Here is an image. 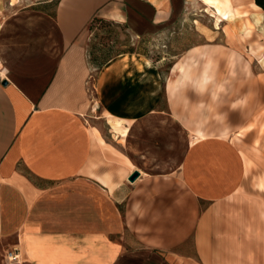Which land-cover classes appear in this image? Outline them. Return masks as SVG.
Returning <instances> with one entry per match:
<instances>
[{
    "label": "crops",
    "instance_id": "1",
    "mask_svg": "<svg viewBox=\"0 0 264 264\" xmlns=\"http://www.w3.org/2000/svg\"><path fill=\"white\" fill-rule=\"evenodd\" d=\"M233 1L220 0L214 29L191 14L204 41L226 33L216 28L221 22L239 25L240 16L264 25L254 0ZM189 2L56 0L50 9L37 4L0 16V264L13 245L21 264H264V194L243 183L249 159L237 142L242 132L252 137L247 130L197 128L179 160L161 156L169 144L155 156L141 151L137 137L145 122L164 135L167 127L157 123L173 119L166 97L175 85L161 67L123 52L89 80L94 17L135 37L154 36L184 20ZM7 3L0 0V13ZM204 44L174 65L179 81L207 58ZM235 57L227 63L233 69ZM255 61L264 74V50ZM209 80L208 69L194 78L200 87ZM260 85L256 100L264 103ZM97 107L114 141L93 125ZM238 115L237 122L245 118L243 105ZM134 170L140 174L131 182Z\"/></svg>",
    "mask_w": 264,
    "mask_h": 264
},
{
    "label": "rangeland",
    "instance_id": "2",
    "mask_svg": "<svg viewBox=\"0 0 264 264\" xmlns=\"http://www.w3.org/2000/svg\"><path fill=\"white\" fill-rule=\"evenodd\" d=\"M10 1L12 5L7 3L3 6L4 8L2 7L1 17L37 4L50 9L56 0ZM201 1L204 3V0ZM201 1L190 0L186 8L187 17L177 23L172 30L154 36L135 37L130 34L125 25L110 19L91 21L87 30V53L92 68L89 80H92L96 69L92 62L94 58L102 61L121 52H137L149 57L161 67L167 85L169 81L175 85L171 93L167 90L166 97L171 104L174 116L171 122L166 119L157 123L158 126L161 125V128L167 127L164 135L150 132L153 126L151 122L142 124L141 133L137 137V142H140L142 147L141 151H150L158 156L157 153L161 152L159 150L163 145L165 147L169 144L171 149L166 152L163 150L164 154L162 153L161 156L166 155L167 158L172 157L174 160H179L190 140L191 133L197 128L203 129L207 134H214L219 129L228 128L233 133L236 129L247 130L251 138H242L243 132L238 140L239 136L232 137L236 138L249 159L243 183L248 189L264 194V190L256 188L264 186L261 184V180H264V103L256 100V96L260 93V83L264 82V74H258L260 68L255 61V56H260L264 50V25H248L247 17L240 16L237 18L240 24L236 27L222 22L217 25L221 27L219 28L221 32L222 29H226V36L222 33L213 38L209 36L210 40L204 41L193 25L191 14H195V17L199 16L200 23L212 29L215 28V24L210 17L213 11L206 6L207 11L205 12ZM239 11L241 15L245 12L250 13L248 9L241 8ZM246 24L247 29H245ZM201 43L208 45L207 58L195 60L189 77L179 81L180 73H172L175 71L174 65L187 59V49ZM234 57L236 63L232 64L235 66L233 69L227 63L229 59L234 60ZM224 61L226 64H223ZM219 63L221 67H218ZM247 63L250 69L245 68ZM205 69H208L210 80L201 87L197 86L194 78ZM89 91L91 94V88ZM167 99H165L166 102ZM166 102L162 107H166ZM242 105L246 108V116L237 122L236 118L239 116L238 112L242 110ZM92 116L93 125L98 127L105 139L114 141L116 138L109 132L104 118L100 117L98 107ZM245 120L247 121L246 128H240ZM185 125H188V128ZM186 130L189 132L188 136L185 133ZM126 137L129 140L134 138L132 134ZM126 137L122 141L126 140ZM141 158L143 159V156ZM147 165L142 164L141 167L145 169Z\"/></svg>",
    "mask_w": 264,
    "mask_h": 264
},
{
    "label": "built area",
    "instance_id": "3",
    "mask_svg": "<svg viewBox=\"0 0 264 264\" xmlns=\"http://www.w3.org/2000/svg\"><path fill=\"white\" fill-rule=\"evenodd\" d=\"M4 264H21L19 248L13 245L3 255Z\"/></svg>",
    "mask_w": 264,
    "mask_h": 264
},
{
    "label": "trees",
    "instance_id": "4",
    "mask_svg": "<svg viewBox=\"0 0 264 264\" xmlns=\"http://www.w3.org/2000/svg\"><path fill=\"white\" fill-rule=\"evenodd\" d=\"M254 2H255V4L257 5V6H259V7H261L262 9H264V0H254ZM100 20V21H103L104 20V18H102V17H94L93 19H92V21L93 20ZM91 23V22H90ZM122 53V52H121ZM119 54V53H118ZM115 56V55H114ZM113 56H110V57H108V58H106V59H104V60H102V61H97L95 58L93 59V61L92 62H94V65L96 66V68H100L106 61H108L110 58H112Z\"/></svg>",
    "mask_w": 264,
    "mask_h": 264
},
{
    "label": "bare ground",
    "instance_id": "5",
    "mask_svg": "<svg viewBox=\"0 0 264 264\" xmlns=\"http://www.w3.org/2000/svg\"><path fill=\"white\" fill-rule=\"evenodd\" d=\"M231 2L232 3H234V1L233 0H231ZM220 3V0H204V4H206L207 6H214L213 7V13L215 14V16H217L218 18H219V16H218V13H220L221 11H220V9H219V7H218V4ZM208 8V7H207ZM212 8V7H211ZM260 18V15H257L256 17H255V21L256 22H259V19ZM216 28H221V27H219V26H217Z\"/></svg>",
    "mask_w": 264,
    "mask_h": 264
},
{
    "label": "water",
    "instance_id": "6",
    "mask_svg": "<svg viewBox=\"0 0 264 264\" xmlns=\"http://www.w3.org/2000/svg\"><path fill=\"white\" fill-rule=\"evenodd\" d=\"M3 84L6 83V81L2 82ZM140 172L138 170H134L133 172H131V174L128 176V180L129 181H134L138 176H139Z\"/></svg>",
    "mask_w": 264,
    "mask_h": 264
}]
</instances>
